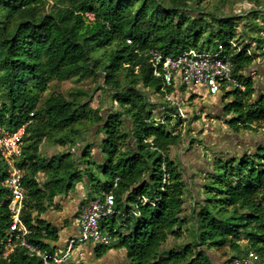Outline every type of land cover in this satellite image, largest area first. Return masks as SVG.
I'll list each match as a JSON object with an SVG mask.
<instances>
[{
  "label": "trees",
  "instance_id": "1",
  "mask_svg": "<svg viewBox=\"0 0 264 264\" xmlns=\"http://www.w3.org/2000/svg\"><path fill=\"white\" fill-rule=\"evenodd\" d=\"M192 2L0 0V126L13 131L26 124L16 162L25 170L22 182L29 195L21 219L32 230L29 241L41 251L53 252L48 241L56 238V229L40 213L87 169L91 191L103 181L99 192L112 189L118 210L99 222L113 241L95 245L97 258L125 249V264H213L209 254L214 252L230 264L253 251L257 264H264V142L214 155L201 170L202 182L194 185L171 154L183 139L184 120L166 115L159 122L175 107L160 100L161 80L152 75L143 53L151 48L166 55L212 50L229 40L239 47L227 51L243 89L222 95L219 119L234 132L254 131L253 125L264 121V94L254 96L253 81L244 74L254 56L243 42L245 34H238L235 20L241 17L217 16ZM262 39L255 41L259 48ZM73 77L101 79L97 88L110 91L116 108L103 114L101 106L84 101L87 94L79 89L42 95L53 79ZM82 122L97 126L98 143L83 146L75 159L69 151L50 158L39 154L44 139L73 145ZM95 145L103 159L90 163L102 181L89 166L78 168ZM6 173L0 156V179ZM39 173L46 175L43 184ZM9 204L8 190L0 185V264H44L21 246L3 255L12 219Z\"/></svg>",
  "mask_w": 264,
  "mask_h": 264
},
{
  "label": "built area",
  "instance_id": "2",
  "mask_svg": "<svg viewBox=\"0 0 264 264\" xmlns=\"http://www.w3.org/2000/svg\"><path fill=\"white\" fill-rule=\"evenodd\" d=\"M87 16L90 20L94 19L90 13H87ZM127 42L130 43V40ZM236 47V43L229 40L228 44L219 43L212 50L199 51L191 48L177 55H166L156 48L146 50L143 56L151 66L152 75L161 80L160 92L164 100L175 107L171 112L161 116L159 122L162 123L166 115L174 119H182L185 116L173 95L175 82L185 86H201L209 95L224 93L234 88L243 89V85L233 76L234 65L227 51V48ZM262 50L264 51V43ZM136 52L140 54L138 50ZM133 70L136 71L137 67H133ZM25 125L13 131H7L0 126V156L7 172L0 179V185L8 190L12 217L3 241V255L6 257L17 246H21L26 249L28 255L39 256L44 264H67L76 243L89 242L94 246L110 244L113 238L100 230L99 222L104 217L118 213L112 189L101 191L98 196L88 199L81 205L77 215L78 235L69 238L60 252L41 251L29 241L28 237L32 230L21 219L22 209L29 197L22 182L25 170L16 165L21 157ZM257 263L258 255L253 251H247L231 261V264Z\"/></svg>",
  "mask_w": 264,
  "mask_h": 264
},
{
  "label": "rangeland",
  "instance_id": "3",
  "mask_svg": "<svg viewBox=\"0 0 264 264\" xmlns=\"http://www.w3.org/2000/svg\"><path fill=\"white\" fill-rule=\"evenodd\" d=\"M196 1H199V5L203 7V10L211 11L217 16L224 14V16L235 15L241 17L239 20H235V23L237 24L238 34H245V36L242 35L243 42L246 41V38L256 41L257 38L262 37L264 32V12L262 10L264 0H193L192 5H195ZM189 13L197 15L196 11H189ZM97 83L102 84V80H93V77L82 80H77L75 77L62 81L53 79L42 95L47 96L50 93L59 92L67 95L69 91L79 89L87 94L83 98L84 101L90 100V107L101 106L102 113L106 114L109 110L116 108V103L113 101L110 91L97 88ZM184 92L183 95L185 94V96L191 94L189 88H186ZM206 93L202 89L198 94H194V97L190 96L191 98L188 97L179 102L185 113V116L181 119L184 120L183 139L178 145V149L177 147L171 149L172 156L177 157L184 168L186 181L194 185L202 182L201 170L211 164L209 159L214 155L219 157L232 152V147L239 141V143L243 141L247 144L264 142V121L260 126L253 125L254 131L239 130V132H234L225 124L224 120L219 119L223 117L222 98L220 96L210 98ZM153 99L156 100L154 97ZM160 100L163 101L164 99L161 98ZM227 118H230V116ZM92 125L87 122L78 124L76 127L81 133L72 137L71 140L74 144L68 143L69 147L71 145L80 152L83 146L93 142V140L97 142L95 140L100 133L98 134L97 126ZM216 150L218 152L214 153ZM39 154L43 156L42 153ZM72 158L75 159L76 156L73 155ZM92 158L94 159L93 156ZM92 158H87V162L80 159L79 166L82 168L89 166L102 181L98 169L93 163H90L94 161ZM205 161H207V166ZM86 170L81 172L83 177H85ZM102 184L103 181L99 187L92 190L91 196L101 190ZM209 255L213 264H229L219 254L213 252Z\"/></svg>",
  "mask_w": 264,
  "mask_h": 264
},
{
  "label": "crops",
  "instance_id": "4",
  "mask_svg": "<svg viewBox=\"0 0 264 264\" xmlns=\"http://www.w3.org/2000/svg\"><path fill=\"white\" fill-rule=\"evenodd\" d=\"M264 12V8H262ZM262 44L264 43V32L262 35ZM246 43L249 47V52L253 54L254 61L245 71V75L249 76L253 81L254 87V96L258 94H264V51L262 50V44L260 48L257 46L256 42L252 39L246 38ZM198 87V88H197ZM186 88L191 90V94L188 96L183 95V92ZM205 90L201 86H185L180 84L179 82H175V86L173 88L174 98L178 101V103L188 97H194V94H198L201 90ZM206 91V90H205ZM185 93V92H184ZM224 93L209 95L210 98H214L216 96H220ZM184 96V97H183ZM190 97V98H191ZM180 105V104H179ZM223 106V101H222ZM102 138V134L95 140L98 143ZM94 141V140H93ZM48 142V143H47ZM240 142V141H239ZM236 142L235 146L232 147V152L235 151H243L248 147H252L253 143H241ZM46 143V144H45ZM93 143V142H92ZM46 148V149H44ZM178 149V146H177ZM67 150L72 153V155L78 157L81 154L78 150H75L71 145L69 147L68 144L61 145L52 140L44 139L39 147V153H42V157L50 158L55 155H62L67 152ZM94 157V159L92 158ZM92 158L96 163H101L103 159V154L100 152L98 146H94L91 149ZM205 165L207 166V161H205ZM205 166V167H206ZM88 167V166H87ZM189 167V165H188ZM80 169H84L81 166H78ZM46 179V175L44 173H39L38 181L40 184H43ZM98 192L97 194H100ZM91 186L87 181L86 177L81 178V180L77 181L74 187L66 193H60L54 196L52 205L47 208L44 212L40 213L39 218L44 219L48 223H50L56 229V238L54 240H49L48 243L53 248V252H60L67 244L69 238L78 235L79 229L77 224V215L81 208V205L90 198L96 197L97 194L92 195ZM36 214V212H33ZM94 245L85 242V243H76L73 247L71 253V261L74 264H125V249H110L105 255L101 258H97L95 256Z\"/></svg>",
  "mask_w": 264,
  "mask_h": 264
}]
</instances>
